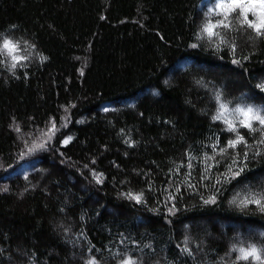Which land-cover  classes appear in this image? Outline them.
I'll return each instance as SVG.
<instances>
[{
	"label": "trees",
	"instance_id": "1",
	"mask_svg": "<svg viewBox=\"0 0 264 264\" xmlns=\"http://www.w3.org/2000/svg\"><path fill=\"white\" fill-rule=\"evenodd\" d=\"M216 2L0 0V264H259L264 36Z\"/></svg>",
	"mask_w": 264,
	"mask_h": 264
},
{
	"label": "snow or ice",
	"instance_id": "2",
	"mask_svg": "<svg viewBox=\"0 0 264 264\" xmlns=\"http://www.w3.org/2000/svg\"><path fill=\"white\" fill-rule=\"evenodd\" d=\"M239 10L240 16L238 18V22L240 23L241 27H244L245 25L253 29L257 36H264V0H217L214 7L209 10L211 14L214 15H222L223 19L217 22V24H207L202 29V32H207L208 35L211 37L213 35L219 36V33L214 32L213 29L216 27H223L226 29L231 30V22L229 21V16L231 13L236 12ZM251 13L254 17H256L255 20H249L248 19V13ZM223 43V39L221 40ZM197 45L193 44L192 47H196ZM18 48V45L14 43L13 41H10L8 39H3L2 43H0V53H4L7 55H10L12 58V68H15L17 64L22 60L25 59V57H19L15 55V52ZM233 51H235V48L233 47ZM43 59V57H41ZM264 88V86H260ZM219 100V97H217ZM233 111V114L235 115V118L238 120L239 125L245 128L253 129V121L259 123L261 125L262 129H264V113H262L260 110L254 109L253 107H246V108H236ZM228 107L224 103H220L219 109L217 111V114L213 117L214 120H223V122L227 125L229 131H236V123L234 120L227 119L226 113H228ZM55 125H53V128ZM70 139V138H69ZM243 137L237 136L235 140L229 141V147H235L236 144L242 143ZM261 143H264V140L260 141ZM64 143H68V140H65ZM39 147H43V145H40ZM243 171V169H241ZM240 173L235 172L232 175V178H235ZM99 182V179L98 181ZM130 198L137 200V202L140 201L141 197L139 195L137 196H131ZM212 201H205V203H210ZM232 203H235V201H232ZM248 203H255L257 205H261L260 200H251V201H242L241 204L246 206ZM261 209L264 210V205H261ZM233 251H238L239 256L237 257V260H254L259 262V264H264V257H262V252H264V249L257 248L255 244H249L247 248L240 247L235 248V246L232 249ZM87 264H95L94 260H89ZM123 264H133L131 260H125L123 261Z\"/></svg>",
	"mask_w": 264,
	"mask_h": 264
},
{
	"label": "rangeland",
	"instance_id": "3",
	"mask_svg": "<svg viewBox=\"0 0 264 264\" xmlns=\"http://www.w3.org/2000/svg\"><path fill=\"white\" fill-rule=\"evenodd\" d=\"M256 178L260 179V176H257ZM248 233L252 232L253 230H251V228H249L248 230ZM235 239H239V236L235 237Z\"/></svg>",
	"mask_w": 264,
	"mask_h": 264
}]
</instances>
